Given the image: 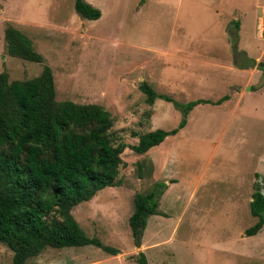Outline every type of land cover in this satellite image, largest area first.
Here are the masks:
<instances>
[{
	"label": "rangeland",
	"instance_id": "1",
	"mask_svg": "<svg viewBox=\"0 0 264 264\" xmlns=\"http://www.w3.org/2000/svg\"><path fill=\"white\" fill-rule=\"evenodd\" d=\"M85 1L100 19L79 17L74 0H0V73L27 81L48 67L57 101L95 104L110 114L112 144L125 146L119 184L99 190L71 214L87 237L117 254L94 246L46 248L26 264H137L138 253L147 264H264V226L245 236L256 222L249 212L252 194L259 189L264 195V70L256 63L264 64V39L256 34L261 17L264 38V0ZM237 14L241 40L229 37L228 58L231 52L235 63L244 48L250 64H229L224 44L207 39L217 23L222 27ZM9 25L28 37L41 63L7 55ZM182 38L192 46L212 41L207 51L214 54L203 61L252 70L194 62L167 74L151 68L160 63L151 49L163 51ZM166 75L182 89L166 90ZM142 82L162 98L148 105ZM198 100L209 103L184 115L183 105ZM156 131L177 132L143 155L131 149L141 135ZM154 188L162 191L158 215L148 218L138 247L128 224L134 197ZM12 255L0 244V264H12Z\"/></svg>",
	"mask_w": 264,
	"mask_h": 264
},
{
	"label": "trees",
	"instance_id": "2",
	"mask_svg": "<svg viewBox=\"0 0 264 264\" xmlns=\"http://www.w3.org/2000/svg\"><path fill=\"white\" fill-rule=\"evenodd\" d=\"M74 10L87 21L100 18L99 10L84 0H74ZM4 42L8 56L42 62L28 37L10 25L4 30ZM257 68L264 70V64ZM139 90L148 105L162 98L145 82ZM226 99L228 96L217 103ZM208 103L189 102L183 105L184 115ZM111 127V116L101 106L57 101L48 67L27 81H9L7 74L0 73V244L13 253L12 264H26L46 248L94 246L112 256L117 254L87 237L71 214L99 190L119 184L120 155L125 146H113ZM176 132H148L131 149L143 155ZM161 194L154 188L135 195L128 220L134 235L142 234L148 218L158 215ZM249 212L256 222L245 230L247 237L264 226V195L259 189L252 194ZM136 262L147 264L144 254L138 253Z\"/></svg>",
	"mask_w": 264,
	"mask_h": 264
},
{
	"label": "crops",
	"instance_id": "3",
	"mask_svg": "<svg viewBox=\"0 0 264 264\" xmlns=\"http://www.w3.org/2000/svg\"><path fill=\"white\" fill-rule=\"evenodd\" d=\"M216 2H217V0H216ZM216 2H215V4H216ZM87 4H89V3H87ZM217 6H218V4H217ZM215 11L218 14L219 10L215 9ZM229 17H232V18L230 20H228L227 22H225V24H223L222 27H219L220 24L217 23V25L215 27L216 34L213 37H207V39L213 38L215 40H218L219 43L224 44L223 47L225 49V53H226L227 58H228L227 49L230 48V45H228V44H230L229 43V40H230L229 37L232 36L235 39V41L238 42V44L240 43V40H241V20H240L241 18H240V14H237L234 16L231 15ZM100 18H101V12H100ZM262 21L263 20L261 17L257 18V23H258L257 28L258 29H257L256 34L260 39H264L262 36V33L260 31V29L262 27L261 26ZM229 26H232V27L230 28ZM215 43H217V42H215ZM192 44L193 43L189 42L187 38H182V40H179V42H175L174 44H172V46H170L168 49H165L163 51L151 49V58L153 57V55L156 54V55H158L157 61L160 62L158 64L151 62V68L153 66L157 65V68L159 66L162 73H164L163 70L166 68L165 73L167 74L169 69H171V67H179V66L185 65L187 62H194V63L201 64V65H211L212 67H217V68H227V69H230L234 72L237 71V72H246L247 73V72L252 70V69H250V70L235 69V68L227 66L229 62H231L229 64H236V60H238V59H240V60L243 59L241 61L244 62V65L247 63L250 64L249 61L251 58H249V54L244 48H242V49L240 48V51H237L238 56L235 58V63L233 62V58L231 57V52H229L228 63L221 64L220 62L215 63V61L214 62H206V61H203V59H202V56H207V57L213 56L214 53H212L211 51H207V50H209V47L210 48L214 47L212 41H210V42L209 41L208 42H197L193 46H192ZM233 48H235V46ZM196 49H199V50L197 52H194V50H196ZM204 50H205V52H204ZM259 58H260V55L257 56L256 60H259ZM152 60L153 59H151V61ZM256 63L258 65L261 62H256ZM158 78L160 80V77H158ZM163 82H164V88L166 90L173 89L174 91L178 92V89H182L181 84L178 86L177 80L172 78L171 76H168V75L164 76ZM177 87H179V88H177ZM163 94H165V93H163ZM174 94L175 95H177V94L182 95V92L174 93ZM170 95H172V94H170ZM190 102H193V101H190Z\"/></svg>",
	"mask_w": 264,
	"mask_h": 264
},
{
	"label": "water",
	"instance_id": "4",
	"mask_svg": "<svg viewBox=\"0 0 264 264\" xmlns=\"http://www.w3.org/2000/svg\"><path fill=\"white\" fill-rule=\"evenodd\" d=\"M136 242L138 244V247L140 246V234L139 233H136Z\"/></svg>",
	"mask_w": 264,
	"mask_h": 264
}]
</instances>
